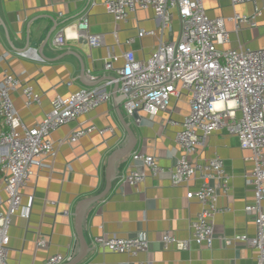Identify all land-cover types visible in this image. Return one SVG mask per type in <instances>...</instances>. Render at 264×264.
Segmentation results:
<instances>
[{
    "label": "crops",
    "instance_id": "1",
    "mask_svg": "<svg viewBox=\"0 0 264 264\" xmlns=\"http://www.w3.org/2000/svg\"><path fill=\"white\" fill-rule=\"evenodd\" d=\"M95 1L96 5L89 8L88 1L78 0H0V59L8 55L0 60V80L8 70L41 97V105L26 108L20 90L11 95L28 128L44 119L57 97L68 98L80 89L100 87L112 94L109 103L53 133L57 155L54 161H45L52 170H34L21 192L22 206L30 208L29 219L20 213L12 217L9 264H43L57 254L67 259L64 264L78 258L79 264H256L257 250L242 244L227 247L224 241L256 235L254 216L245 212V207L254 201V188L249 183L254 163L249 160L251 153L242 150L237 138L225 130L210 135L192 156L199 162L218 156L231 176V189L227 196L219 194L218 211L212 219V248L193 245L190 251L164 249L162 234L170 232L179 240H188L191 222L201 211L198 202H187L186 187L172 186L170 175L181 157L177 134L190 112V98L181 91L171 98L167 112L156 117L140 112L136 123L123 109L124 96L119 92L117 73L106 71L104 64L115 56L118 61L114 68L124 67V53L149 60L162 41L178 40L180 18L173 10L170 27L162 29V21L152 10L136 9L128 12L126 21L116 23L103 5L104 0ZM256 4L262 8L264 0H256ZM204 8L211 19L254 12L253 4L234 6L231 0H204ZM86 11L89 33L104 37V45L99 48L91 49L78 31L79 20ZM257 24L256 29L242 26L237 34L234 25L227 23L230 43L220 48L264 49V16ZM143 31L154 35H141ZM59 34L68 40L61 49L53 46ZM90 125L111 127L113 131L104 135L94 132L73 145H58L77 127ZM124 151L125 156L114 162L110 191L94 201L105 190L110 158ZM137 152L157 158L166 171L153 177L143 164L132 161ZM134 169L144 172L146 179L137 187H130L122 179ZM190 187L196 190L199 183L192 182ZM2 197L6 199L5 194ZM0 213H7L5 204L0 205ZM138 232L147 233L150 250L136 258L110 253L95 242L102 236L127 238ZM39 237L47 241L46 247L37 246Z\"/></svg>",
    "mask_w": 264,
    "mask_h": 264
},
{
    "label": "built area",
    "instance_id": "2",
    "mask_svg": "<svg viewBox=\"0 0 264 264\" xmlns=\"http://www.w3.org/2000/svg\"><path fill=\"white\" fill-rule=\"evenodd\" d=\"M78 1H88L89 8L96 5L95 0ZM231 2L234 6L251 3L254 12L251 15L235 14L231 18L211 19L206 14L204 0H104L103 5L116 23L126 21L128 12L136 9L152 10L155 17L162 21V29L170 27L173 10H177L181 22L178 40L162 41L149 60H138L133 53H124V67L115 69L114 63L118 58L111 56L105 61L104 68L118 75L119 92L124 96L123 109L128 118L140 112L153 117L167 112L171 98L179 96L181 91L190 98V112L177 134L181 157L170 175L172 186L186 187L187 202H198L201 211L191 222L188 240H179L170 232L162 234L164 249L190 251L193 245L212 248V219L218 211L219 194L227 196L231 189V176L218 156L204 162L195 161L192 156L210 135L225 130L237 138L242 150L251 153L249 160L254 163V169L249 183L254 188V201L245 207V212L254 216L256 227L255 237L243 235L225 239V245L242 244L257 250L256 264H264V49L220 48L230 43L227 23L234 25L237 34L242 26L256 29L257 20L264 16V7L259 8L256 0ZM88 16L86 11L80 18L78 31L91 49L99 48L104 45V37L89 33ZM144 34L154 35L153 32H141V35ZM67 41L63 34H59L53 46L61 49ZM7 57L5 55L0 60ZM17 90L21 91L26 108L41 105V97L31 87L23 86L18 77L8 70L4 71L0 80V205L7 206V213H0V264H9L12 217L18 213L25 219L30 216V208L22 206V190L28 186L34 170H52V165H47L45 161L49 158L54 161L57 155L53 133L112 99L106 87L80 89L68 98L57 97L44 119L28 128L11 99L12 93ZM169 123L175 124L172 120ZM112 131L111 127L79 126L58 145H73L94 132L104 135ZM132 161L143 164L153 177L166 171L159 166L157 158L144 152L135 153ZM145 179L144 172L134 169L123 177L122 182L137 187ZM192 182L199 183L198 189L190 187ZM2 194L6 195V199ZM95 242L110 253L131 258L150 250L146 232L127 238L102 236ZM47 245L44 238L37 239L38 247ZM66 261L64 256L57 254L43 264H64Z\"/></svg>",
    "mask_w": 264,
    "mask_h": 264
},
{
    "label": "water",
    "instance_id": "3",
    "mask_svg": "<svg viewBox=\"0 0 264 264\" xmlns=\"http://www.w3.org/2000/svg\"><path fill=\"white\" fill-rule=\"evenodd\" d=\"M139 117H140L139 114L138 113H135L134 116H133V119L135 121H138L139 120ZM123 125L127 128V131L129 133V128H128L127 124L125 122H123ZM130 137H131V140L133 141V145H134L135 140L133 139V136H132L131 133H130ZM127 151L116 153V154L112 155V157L110 158L109 168H108L107 177H106V183H105V190L94 201H97V200H100V199L104 198L107 195V193L110 191V188H111V185H112V182H113L112 169H113V166H114V162L118 158H122V156H125V154L127 153ZM80 261H81V258H78V259L73 260L72 262H70L68 264H79Z\"/></svg>",
    "mask_w": 264,
    "mask_h": 264
},
{
    "label": "trees",
    "instance_id": "4",
    "mask_svg": "<svg viewBox=\"0 0 264 264\" xmlns=\"http://www.w3.org/2000/svg\"><path fill=\"white\" fill-rule=\"evenodd\" d=\"M0 176H1V174H0Z\"/></svg>",
    "mask_w": 264,
    "mask_h": 264
}]
</instances>
